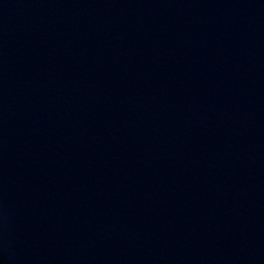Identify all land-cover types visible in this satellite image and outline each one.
<instances>
[{
	"label": "water",
	"instance_id": "1",
	"mask_svg": "<svg viewBox=\"0 0 264 264\" xmlns=\"http://www.w3.org/2000/svg\"><path fill=\"white\" fill-rule=\"evenodd\" d=\"M0 264H264V0H0Z\"/></svg>",
	"mask_w": 264,
	"mask_h": 264
}]
</instances>
